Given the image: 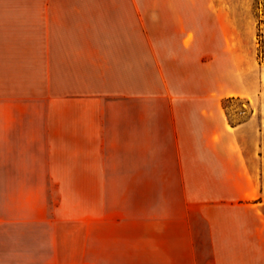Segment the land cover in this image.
Returning a JSON list of instances; mask_svg holds the SVG:
<instances>
[{"label": "crops", "instance_id": "crops-1", "mask_svg": "<svg viewBox=\"0 0 264 264\" xmlns=\"http://www.w3.org/2000/svg\"><path fill=\"white\" fill-rule=\"evenodd\" d=\"M233 7L0 0V264H264Z\"/></svg>", "mask_w": 264, "mask_h": 264}, {"label": "rangeland", "instance_id": "rangeland-1", "mask_svg": "<svg viewBox=\"0 0 264 264\" xmlns=\"http://www.w3.org/2000/svg\"><path fill=\"white\" fill-rule=\"evenodd\" d=\"M234 2V24L237 37L230 40L237 60L251 64L254 81L259 85L255 98L233 97L223 100L229 120L233 124L247 121L240 132V141L249 149L251 164L259 174L264 188V0H219ZM221 44L223 40H220ZM264 209V204L261 205Z\"/></svg>", "mask_w": 264, "mask_h": 264}]
</instances>
